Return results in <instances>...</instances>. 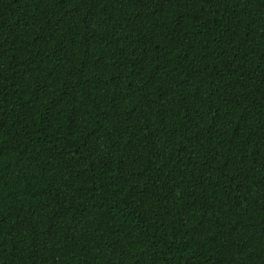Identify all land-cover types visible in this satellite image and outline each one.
Instances as JSON below:
<instances>
[{"label":"trees","instance_id":"obj_1","mask_svg":"<svg viewBox=\"0 0 264 264\" xmlns=\"http://www.w3.org/2000/svg\"><path fill=\"white\" fill-rule=\"evenodd\" d=\"M0 264H264V0H0Z\"/></svg>","mask_w":264,"mask_h":264}]
</instances>
